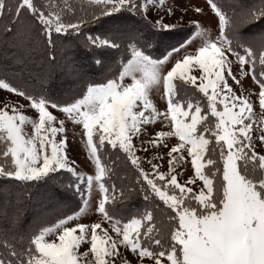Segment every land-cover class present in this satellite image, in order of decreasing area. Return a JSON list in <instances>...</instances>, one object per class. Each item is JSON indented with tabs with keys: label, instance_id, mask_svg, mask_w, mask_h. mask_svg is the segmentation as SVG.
<instances>
[{
	"label": "snow or ice",
	"instance_id": "snow-or-ice-1",
	"mask_svg": "<svg viewBox=\"0 0 264 264\" xmlns=\"http://www.w3.org/2000/svg\"><path fill=\"white\" fill-rule=\"evenodd\" d=\"M206 6L0 0V264H264V0Z\"/></svg>",
	"mask_w": 264,
	"mask_h": 264
},
{
	"label": "rangeland",
	"instance_id": "rangeland-1",
	"mask_svg": "<svg viewBox=\"0 0 264 264\" xmlns=\"http://www.w3.org/2000/svg\"><path fill=\"white\" fill-rule=\"evenodd\" d=\"M181 3H188L190 4L191 7H202L205 9V12L207 13L206 15H199L196 14L195 18L201 20L206 26H211L214 27V21L215 17L214 15L208 10L206 6V0H181ZM179 15V13H177ZM193 16V13L190 11L185 17L184 20L185 22L188 21L190 17ZM170 18L165 17V22H167ZM129 82V81H125ZM231 82V81H230ZM244 87L251 90V91H257L258 86H255L252 82V80L249 77H246L243 81ZM154 101L157 103V105L163 110V108L166 105V101L162 98L161 93L159 91H155L153 94ZM3 99H16L13 95L10 93H7L6 91L0 90V100ZM255 99V97H254ZM23 102V101H21ZM254 110L257 112L259 111L258 104L254 106ZM58 116H60L59 113H57ZM62 118V117H61ZM67 127L69 128V137H70V144H69V155L70 158L76 160L77 166L81 170H89L90 162L88 161L87 158V153L86 149L84 148L83 143L81 142L80 139V128H73L70 122H66ZM157 127H159V124H157ZM73 133H75V137L73 138ZM141 155H144V153H140ZM148 158H151V153L147 154ZM145 167H148L146 164ZM187 174H191L190 169L188 170ZM70 199V197H69ZM78 198H74V201L77 202ZM70 201V200H69ZM73 201V200H72ZM70 203V202H69ZM73 204V203H70ZM76 204V203H74ZM62 207V205H61ZM97 215L95 213H90L86 217H81L82 222H96Z\"/></svg>",
	"mask_w": 264,
	"mask_h": 264
},
{
	"label": "trees",
	"instance_id": "trees-1",
	"mask_svg": "<svg viewBox=\"0 0 264 264\" xmlns=\"http://www.w3.org/2000/svg\"><path fill=\"white\" fill-rule=\"evenodd\" d=\"M63 43L65 45H67L68 44V41H64ZM163 50H164V48L162 46L161 48L157 49L156 52H154V55H160ZM57 55H58V58H59V56L61 55V53L58 51ZM113 55H116L117 58L119 57V54H113ZM5 62L6 61L4 60V58L3 57H0V65L4 64ZM116 62L117 61L109 60V63L112 66V71H115L116 70ZM7 63L12 64V62L10 60L7 61ZM12 68H13V70L19 71V66H17V65H14L13 64L12 65ZM77 87H78V85H72V84H70L69 82H67L63 78H57L51 84L52 91L53 92H56V93H59V94H69V90L70 89L71 90H75ZM69 197H70V199H69ZM69 202L70 203H73V204H70ZM74 203H77V202H75L74 201V198L71 197L70 194H68L67 197L64 199V202L62 204L61 210L62 211H66L69 214H71L72 211H75L76 210V204H74Z\"/></svg>",
	"mask_w": 264,
	"mask_h": 264
}]
</instances>
